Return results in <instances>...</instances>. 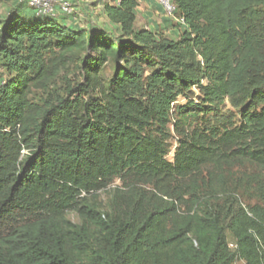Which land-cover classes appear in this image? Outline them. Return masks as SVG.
Here are the masks:
<instances>
[{"label": "trees", "instance_id": "obj_1", "mask_svg": "<svg viewBox=\"0 0 264 264\" xmlns=\"http://www.w3.org/2000/svg\"><path fill=\"white\" fill-rule=\"evenodd\" d=\"M13 1L0 264H264V0H169L176 38Z\"/></svg>", "mask_w": 264, "mask_h": 264}, {"label": "rangeland", "instance_id": "obj_2", "mask_svg": "<svg viewBox=\"0 0 264 264\" xmlns=\"http://www.w3.org/2000/svg\"><path fill=\"white\" fill-rule=\"evenodd\" d=\"M20 1V0H18ZM76 3L73 6L77 10L78 26L87 28L89 25L96 27H103L107 29H113L109 24L103 9L105 4L118 3L117 0H75ZM13 0H0V17H6L8 10L15 5ZM173 6L169 0H140V7L138 8V17L136 23V29H150L162 33L171 38H176L178 20L172 15ZM118 34V33H117ZM112 70V69H111ZM111 70H108V75L111 74ZM197 96V94H196ZM187 101L185 99H179L175 104L174 109L178 106H185ZM228 110V108H227ZM230 110V109H229ZM233 112L231 109L230 112ZM229 113V112H228ZM236 114V112H235ZM173 144V150L176 148V140L171 142ZM170 161L173 159V154L168 158ZM103 199H106V195H102ZM70 219L75 223H79V219L76 214H71ZM237 264H243L238 262Z\"/></svg>", "mask_w": 264, "mask_h": 264}, {"label": "built area", "instance_id": "obj_3", "mask_svg": "<svg viewBox=\"0 0 264 264\" xmlns=\"http://www.w3.org/2000/svg\"><path fill=\"white\" fill-rule=\"evenodd\" d=\"M30 6L36 10L38 15H53L55 6L60 4L58 0H29ZM61 10L67 14L74 13L72 5L67 2L61 4ZM174 11V8H173Z\"/></svg>", "mask_w": 264, "mask_h": 264}]
</instances>
